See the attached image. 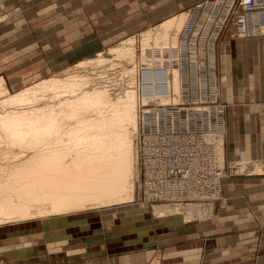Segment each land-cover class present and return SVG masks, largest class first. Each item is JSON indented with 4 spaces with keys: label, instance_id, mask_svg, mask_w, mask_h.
I'll use <instances>...</instances> for the list:
<instances>
[{
    "label": "bare ground",
    "instance_id": "6f19581e",
    "mask_svg": "<svg viewBox=\"0 0 264 264\" xmlns=\"http://www.w3.org/2000/svg\"><path fill=\"white\" fill-rule=\"evenodd\" d=\"M189 14L191 17L192 12ZM188 17L187 12L170 15L155 28L138 37L126 38L120 46L97 52L95 57L82 60L61 75L41 74L37 81L34 78L17 92L8 90L4 77H0V233L16 234L35 223L53 225L65 219L70 223L69 220L86 211L138 206L135 203L140 201L142 176L138 151L139 107L142 102L170 101L173 95L181 99L184 89L181 52L185 46L183 33L186 34L190 24ZM258 20H261L259 14L254 15L248 31L250 36L246 32L242 38H255L252 30ZM203 40L198 47L201 55L206 54ZM138 43L141 55L137 52ZM256 48L255 54L264 53V44ZM190 50L195 56V50ZM149 74L156 76V82L148 86L142 79ZM164 78L168 80L166 98L158 93L159 79L165 84ZM18 80L26 81L18 77L14 82ZM147 89L158 96L144 95ZM220 96L224 103L223 94ZM227 129L228 123L223 134L207 136L213 142V150L206 151L216 161L212 165L214 171L225 178L223 182L232 175H264V162L255 160L226 167ZM177 144L195 159L188 145ZM167 145L163 155L167 160L161 162L163 167L180 160L178 147L170 142ZM173 151L178 154L175 160ZM207 158L202 157L195 165L191 163V168L205 173V169H210ZM228 168L232 175L228 174ZM159 171L162 175V170ZM162 181H165L163 176L158 179L154 196L147 199L159 201L161 196H167L165 188L171 184ZM224 183L220 185L222 200L201 202V196H197V200L188 204L170 205L164 200L147 204L153 207L151 212L159 220L178 218L190 225L204 215L208 217L213 205L226 201ZM149 190L154 191L153 186ZM2 235L0 239L4 238ZM1 261L0 264H7ZM152 264H160V259Z\"/></svg>",
    "mask_w": 264,
    "mask_h": 264
},
{
    "label": "crops",
    "instance_id": "0c3cea01",
    "mask_svg": "<svg viewBox=\"0 0 264 264\" xmlns=\"http://www.w3.org/2000/svg\"><path fill=\"white\" fill-rule=\"evenodd\" d=\"M47 1L43 0V2ZM72 2L51 0L49 7L52 5V8L49 10L55 12V7L59 6L57 10H64L65 18L60 19V15H50V17L39 15L31 22L35 29L33 33L25 32L23 37H35L31 43L35 47L33 49L28 47L29 42L26 41L25 48H31L32 54H35V51L40 54L38 56H41V64L47 63L45 60L47 57L52 60L65 58L62 55L73 50L75 46L81 49L80 54L93 53L105 47L104 38L100 34L103 27H99L96 23L99 15L91 17L87 9L90 5L89 1L82 0L78 5V1L76 4ZM125 2L127 3L128 0H115V6L112 5L109 9L105 8V1L99 3V7L104 8L102 12L99 8V13L104 14L106 10L110 12L112 7L116 8L117 13ZM31 3L29 5L33 9L40 7V2L37 0H31ZM39 9L38 12H42ZM71 15L72 17L68 18ZM148 21L150 22L149 14ZM28 23L26 21L10 23L8 28L21 30L24 25L25 29H29ZM1 26L2 31L7 30L5 24ZM2 35L5 38L6 34ZM17 36L19 39L10 41L8 43L10 48L1 50L0 53L4 51L13 53L11 46L21 44L23 41L22 35L18 32ZM4 38H0L1 44L7 42ZM249 39L239 41L229 32L218 48L221 70L227 79V82L221 83V94L227 109L230 110L227 115L228 129L237 126L250 127L248 139L238 137L229 141V153H227L230 159L264 158V136L262 132L257 134L260 130H256V126L264 128V85H257L256 77L259 73L264 76V53L255 54L256 47L264 44V40L262 36L254 38L255 40ZM71 54L78 55L74 52ZM48 70L47 67L42 68L29 76L51 74ZM239 71L248 74L247 77L251 81L241 80L243 78L239 77ZM19 76L14 77V80ZM236 119L239 120L237 123ZM251 127H255L256 131ZM253 132L255 138L252 137ZM260 151L261 155H259ZM227 180L224 182L226 183ZM225 183L223 193L232 200L230 203H221L217 215L220 214V217L236 215V217L222 226H216V222L212 219L209 223H204L201 229L198 227L191 229L178 218L159 221L151 210L149 213L141 209V206H117L106 211L109 213L101 211L100 215H85L79 219L69 220L71 224L68 219L57 221L53 225L42 223L38 225V230L48 240L46 246L53 251L49 254L51 264H152L158 258L160 264H255V262L264 264V175L249 177L238 183L227 182L228 186ZM241 193L245 194L241 196ZM248 208L254 211V223L247 217L250 214ZM90 217L96 218L94 227L89 223L92 222ZM78 232L80 237H77ZM39 254L44 256L45 253L41 251Z\"/></svg>",
    "mask_w": 264,
    "mask_h": 264
},
{
    "label": "built area",
    "instance_id": "2783aa9c",
    "mask_svg": "<svg viewBox=\"0 0 264 264\" xmlns=\"http://www.w3.org/2000/svg\"><path fill=\"white\" fill-rule=\"evenodd\" d=\"M258 14L264 25V0H204L192 10L189 27L186 34L183 33L185 46L181 52V65L184 68V89L181 99L177 100L178 96L173 95L170 101L142 102L139 107L138 151L142 169L141 199L144 203L154 204L164 200L170 205H181L192 203L197 200V196H201V202L223 199L220 185L222 187L225 178L219 175L220 172L214 171L212 165L216 161L211 158L212 153L206 151L213 150V142L207 136L225 132L227 124L228 109L220 96L222 79L216 67L217 45L233 20L240 37L246 32L249 35L251 22L254 15ZM202 39L205 55L199 54L198 50ZM191 43L193 44L189 46ZM190 48L195 50V56ZM155 80L156 76L151 77L149 74L142 79V83L149 86ZM159 81L158 93L166 98L169 93L168 80H165L166 85L162 84L161 79ZM143 94L154 98L158 96L148 89ZM168 142L178 147L180 160L163 167L161 162L167 160L163 155ZM177 143L188 145L194 151L189 153L195 159L189 157L188 152H184ZM173 154L175 160L178 154L176 151ZM204 156H208L207 164L210 168L204 170L207 175L191 168V163L195 165ZM182 160L187 161L182 163ZM159 169L162 170V175ZM162 176L165 179L162 182L168 181L171 184V187L165 188L167 196H161L159 201L147 199V196H154L155 186ZM150 186H153L154 191L149 190ZM177 190L184 194L180 195Z\"/></svg>",
    "mask_w": 264,
    "mask_h": 264
},
{
    "label": "rangeland",
    "instance_id": "374dc122",
    "mask_svg": "<svg viewBox=\"0 0 264 264\" xmlns=\"http://www.w3.org/2000/svg\"><path fill=\"white\" fill-rule=\"evenodd\" d=\"M63 0H57V2H62ZM66 0H64L65 2ZM68 1V0H67ZM69 1H73L72 3L76 4L77 1V5L80 4L82 2V0H69ZM83 1H89V4L87 7V9L90 12L91 17H96L98 16V20L96 21V23L100 26L103 27L102 32L100 33L102 38H104V46L102 49L96 50V52L93 53H82L80 54L81 49L78 46H75L73 48V50H69L71 53H77L78 55L75 54H71L69 51L67 52V54L62 55L63 57H60L59 59H49L47 56V58H45L46 60V64H41V56L39 57L37 54V52L35 51V54L33 53V46H32V42L35 40V37H23L26 33V31L28 32H32L35 30L34 29V25L31 24L32 20L38 18V16H44V17H50V15H60L61 18L60 19H64L66 16V12L64 13V10H57L59 6H56V11H50L49 9L52 8L50 6L51 0H48L47 2H43V0H37V2H40V7L39 8H31L29 4L31 3V0H0V38H4L2 34H6L4 35L5 38L4 40H6V43L1 44L0 43V51L1 50H8L10 47L8 46V43L10 41H16L15 39H19V36H17V32L22 35L23 38H21L23 41L21 44H16L11 46V51H13V53H10L9 51H4L2 53H0V77H4L5 81H6V88L8 90H10L11 92H17V90H21L24 88V86L27 85V83H31V81H33V79L35 78L36 81L39 78L38 77H32L29 76L30 74H33L37 71L42 70V68H48L49 72H51V74H46L45 76H53L54 74H63L66 71H68V69H73V67L79 63L82 62V60L88 59V58H93L96 56L97 52H101V51H105L108 48H111V46H120L122 42H124L126 40V38L128 37H138L142 32L148 30V29H152L155 28L156 26H158L161 22H163V20H165L166 18H169L170 15H175V14H179V13H184L187 12L189 17H188V23L190 22V12H192V10L194 8H196L198 6V4H200L201 2H203L204 0H128V2L124 3L123 5L120 6V11H118L116 13V8L112 7L113 11L115 13H113L112 10H110V12L108 10L104 11V14L101 13L104 8L99 7V3L101 4L102 2L105 1V8L109 9L110 6H115V0H100V1H96V0H83ZM114 1V3H113ZM70 3V2H68ZM133 3V4H132ZM49 4V5H47ZM166 6H165V5ZM48 6V8H47ZM46 7V9L44 8ZM99 8H100V13H99ZM42 10V12H38V10ZM176 13H175V12ZM58 12V13H57ZM120 12V13H119ZM56 13V14H55ZM75 13V11H74ZM80 13V12H78ZM99 13V14H98ZM169 13V15H168ZM103 14V15H101ZM148 14H149V19L150 22L148 21ZM74 15V14H73ZM80 15V14H79ZM75 16V15H74ZM72 17L69 16L68 18ZM79 18H81L80 16H78ZM162 18V19H161ZM115 19V20H112ZM141 20V21H140ZM154 20V21H153ZM23 21L29 22L27 25L29 27V29H25L26 27H24V25H22L21 30H17L14 29L12 30L8 24L10 23H22ZM261 20H258L257 22H255L256 24L253 25V34L255 35V38H258V36L262 35V38H264V25H262ZM53 22V21H52ZM147 22V23H146ZM186 23V24H188ZM7 27L5 31H2V26L4 25ZM261 24V25H260ZM136 26V27H135ZM140 28H139V27ZM187 25H185L186 27ZM262 26V27H261ZM135 27V28H134ZM184 27V28H185ZM256 27V28H255ZM136 28L137 29L135 32L130 33L131 31H134ZM184 28L182 30V32L184 31ZM261 31V32H260ZM182 32L180 34L181 38H180V47L182 45ZM229 32H231L232 34L235 35V38H238L239 41L243 40V39H247L246 37H240L239 34L236 33V27L234 25V20L228 25L227 29L224 31L223 37L221 38V40L219 41L218 45H217V49L220 46V42L224 41L225 38L227 37V35H229ZM2 36V37H1ZM111 36V37H110ZM250 36V34L248 35ZM20 39V40H21ZM31 40V41H30ZM249 40H255L254 38L249 39ZM258 40V39H256ZM28 43V47H32V49H26L24 45V43ZM5 45V47H3ZM16 52V54H15ZM66 52V51H65ZM137 52L138 55H141V51H140V45L139 43L137 44ZM38 56V58H37ZM218 60H217V64H218V69L221 73V77H223L222 82L225 83L227 82L226 77L223 75V71L221 70V64H220V59H219V49H218ZM58 61V62H56ZM53 64V65H52ZM51 66V67H50ZM244 71H239L238 75L240 78H243L241 80H244L246 82H249V80L251 81V79L248 76V74H246L245 72V78H244ZM261 74V73H259ZM256 76L258 79V84L257 85H264V76L262 77L261 75ZM17 75H20L19 77H23L26 79V81L24 80H18L17 82H14V77H16ZM26 76V77H25ZM32 79V80H30ZM15 85V86H14ZM222 85V84H221ZM230 110L228 109L227 111V115L229 114ZM234 113V111H233ZM226 115V117H227ZM237 121H239L238 119H236V123ZM241 122V119H240ZM238 125V124H237ZM257 128V129H256ZM255 127H251L252 130H260L259 132H257V134H261L264 136V128L263 126H256ZM249 129L250 127L247 126L246 128H240L239 126L237 127H229V129H227V133L225 135V164L226 167H228V165H231L233 163L236 162H241V161H247V160H255L258 162H264V158H247V159H236V158H232L229 156V152H228V143L230 140L233 139H239L243 138V139H248L250 136L249 133ZM242 130V131H241ZM255 130V131H256ZM252 137L255 138V132H253ZM264 151V149H263ZM228 152V153H227ZM261 155V151L260 154ZM228 174H231L230 169L228 168ZM230 175V176H231ZM249 177H254V176H239V175H232V177H230L227 181H226V186H228L229 184H227V182H236L238 183L241 180L247 179ZM140 201H137L135 204H139L141 205V209H145V211H152V206L147 204L146 202L144 203L141 199V190H140ZM242 194L245 193H241ZM225 197V195H224ZM226 201L225 202H218L215 205H213L212 210H211V214L204 215L203 218L198 219L197 221L191 223L194 224L195 226H189L191 227V229H196V227H198L199 229H201V226L204 223H209L212 219L216 222V226H222L224 225V223L232 220L234 217H236V215H231V216H221L220 214L217 215V211L219 210V206H221L220 204H225V203H230L232 200L231 198L225 197ZM117 207V206H115ZM114 209V208H113ZM249 209V208H248ZM102 213H109L106 212V210H101ZM101 211H86V212H82L80 215V217H83L85 215H100ZM250 214L247 216L250 220L253 221L254 223V211H252L251 209H249ZM252 212V213H251ZM106 215V214H104ZM110 215V214H108ZM151 216L153 218H155L152 214ZM213 216V218L211 217ZM250 216V217H249ZM80 217H73L70 221H72L73 219H79ZM207 217V218H206ZM211 217V218H210ZM219 217V218H217ZM209 218V219H208ZM81 220V219H80ZM90 220L92 222H89L90 225L92 227H94V220H96V218L94 217H90ZM159 220V219H158ZM160 220H164L160 219ZM159 220V221H160ZM86 221V220H84ZM78 222V221H76ZM43 223V222H42ZM84 224H86L85 222H82ZM44 224V223H43ZM71 224V223H70ZM39 223H35L33 225H31L29 227L28 230L25 231H21L19 233H11V232H5L2 231L3 234L2 236L4 238L0 239V261H5L7 264H51L50 260H49V254H51L53 251L49 248V246H46L47 243V239L44 237V235H42L41 233H39L38 228ZM42 225V224H41ZM251 225V224H250ZM249 225V226H250ZM206 226V225H204ZM255 226V225H254ZM33 227V228H32ZM37 227V228H36ZM69 227V225H68ZM85 227V226H84ZM86 227H88V225H86ZM85 227V228H86ZM205 228V227H204ZM35 229V230H34ZM219 230V229H218ZM85 231V230H84ZM83 231V232H84ZM190 231V230H189ZM86 232V231H85ZM8 233V234H7ZM20 234V235H19ZM79 232L77 233V237L79 236ZM9 236V237H8ZM16 236V237H15ZM81 236H83V234H81ZM15 237V238H14ZM12 238V239H11ZM17 239V240H15ZM79 240V239H78ZM18 242V244H13V242ZM42 241L44 242L42 244ZM7 244V246L5 247V245ZM1 249H3L1 251ZM13 249V250H12ZM15 249V250H14ZM44 251V256L39 254V252ZM17 252V253H15ZM17 254L15 257L14 255ZM5 254V255H4ZM40 255V256H39ZM1 261V262H2ZM255 264H257L255 262Z\"/></svg>",
    "mask_w": 264,
    "mask_h": 264
}]
</instances>
